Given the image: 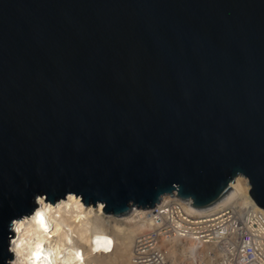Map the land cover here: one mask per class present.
<instances>
[{
    "label": "water",
    "instance_id": "1",
    "mask_svg": "<svg viewBox=\"0 0 264 264\" xmlns=\"http://www.w3.org/2000/svg\"><path fill=\"white\" fill-rule=\"evenodd\" d=\"M238 175L264 209V0H0V264L35 193L122 216Z\"/></svg>",
    "mask_w": 264,
    "mask_h": 264
},
{
    "label": "built area",
    "instance_id": "2",
    "mask_svg": "<svg viewBox=\"0 0 264 264\" xmlns=\"http://www.w3.org/2000/svg\"><path fill=\"white\" fill-rule=\"evenodd\" d=\"M133 209L146 212L149 226L133 240V264H170L162 241L176 238L198 247L213 245L205 255L216 264H264V209L253 200L235 198L231 183L224 195L206 206H194L174 192L153 207Z\"/></svg>",
    "mask_w": 264,
    "mask_h": 264
},
{
    "label": "clouds",
    "instance_id": "3",
    "mask_svg": "<svg viewBox=\"0 0 264 264\" xmlns=\"http://www.w3.org/2000/svg\"><path fill=\"white\" fill-rule=\"evenodd\" d=\"M83 197L71 191L62 198L50 201L48 194H33L32 207L10 219L7 227L6 252L3 264H85V253L75 243L78 237L71 224H79L89 219L93 208L82 202ZM103 208L104 204L99 203ZM90 239L86 242L91 252L100 251L95 245L102 240L112 243V237L102 230L92 232L89 224ZM105 251L110 249H104Z\"/></svg>",
    "mask_w": 264,
    "mask_h": 264
},
{
    "label": "bare ground",
    "instance_id": "4",
    "mask_svg": "<svg viewBox=\"0 0 264 264\" xmlns=\"http://www.w3.org/2000/svg\"><path fill=\"white\" fill-rule=\"evenodd\" d=\"M231 189L235 198H242L243 201L252 200L248 193L249 184L245 176H236L231 182ZM88 206L93 208V214L89 219L83 220L79 224H71L80 237L75 243L85 253V264H133L131 250L133 240L138 233L149 229L147 220H145L146 212L141 209H133L125 215L115 216L104 213L99 207V203L95 206L88 204L86 208ZM89 224L92 225V232L102 230L112 237V243L108 244L102 240L95 245L101 250L92 253L90 246L86 243L90 239ZM162 245L167 251L170 264H216L213 257L205 255V251L212 249L213 245L211 244H202L201 247H198L195 242L176 238L163 240ZM104 249L110 250L105 251Z\"/></svg>",
    "mask_w": 264,
    "mask_h": 264
},
{
    "label": "rangeland",
    "instance_id": "5",
    "mask_svg": "<svg viewBox=\"0 0 264 264\" xmlns=\"http://www.w3.org/2000/svg\"><path fill=\"white\" fill-rule=\"evenodd\" d=\"M95 206V205H94Z\"/></svg>",
    "mask_w": 264,
    "mask_h": 264
}]
</instances>
